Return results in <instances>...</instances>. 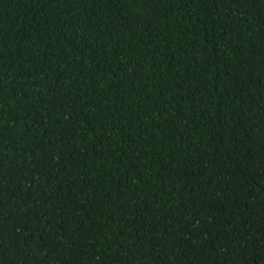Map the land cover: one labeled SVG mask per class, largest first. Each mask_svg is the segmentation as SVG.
<instances>
[{"label":"trees","instance_id":"trees-1","mask_svg":"<svg viewBox=\"0 0 264 264\" xmlns=\"http://www.w3.org/2000/svg\"><path fill=\"white\" fill-rule=\"evenodd\" d=\"M0 264H264V0H0Z\"/></svg>","mask_w":264,"mask_h":264}]
</instances>
